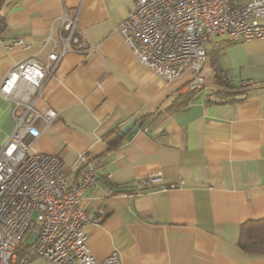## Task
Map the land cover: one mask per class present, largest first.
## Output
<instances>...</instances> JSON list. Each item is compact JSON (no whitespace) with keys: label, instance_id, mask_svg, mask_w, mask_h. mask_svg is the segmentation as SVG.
Wrapping results in <instances>:
<instances>
[{"label":"crops","instance_id":"obj_1","mask_svg":"<svg viewBox=\"0 0 264 264\" xmlns=\"http://www.w3.org/2000/svg\"><path fill=\"white\" fill-rule=\"evenodd\" d=\"M133 5L5 0L0 80L15 61L39 51L50 28L56 36L63 10L77 13L81 37L97 46L66 52L48 78L38 103L56 116L47 126L38 121L32 150L57 154L69 182L81 175V156L97 160L98 183L80 200L97 218L85 226L97 259L117 250L121 264H264V253L238 245L241 225L264 217V38L230 44L215 37L218 43L207 44L203 88L185 108L157 115L187 90L188 76L168 81L137 61L114 31ZM13 39L30 48L7 49ZM48 48L38 52L39 61ZM219 70L228 96L217 95ZM132 119L141 126L109 149L105 136ZM12 128L11 104L0 96V146ZM147 174H159L161 182L123 194Z\"/></svg>","mask_w":264,"mask_h":264},{"label":"built area","instance_id":"obj_2","mask_svg":"<svg viewBox=\"0 0 264 264\" xmlns=\"http://www.w3.org/2000/svg\"><path fill=\"white\" fill-rule=\"evenodd\" d=\"M76 17L63 10L56 36L50 28L39 42V51L49 45L44 60L37 59V50L15 61L0 80V96L11 104L13 118L0 146V264H121L117 250L97 259L86 243L85 226L97 218L80 200L86 188L98 183L97 160L81 156V175L69 182L57 154L31 146L41 132L38 121L47 126L56 116L38 101L62 56L97 48L81 37ZM114 31L141 65L168 81L187 75L186 89L197 92L204 86L207 44L264 38V0H134ZM15 46L30 48L21 39L5 47ZM160 182L159 174H147L123 194H140Z\"/></svg>","mask_w":264,"mask_h":264},{"label":"trees","instance_id":"obj_3","mask_svg":"<svg viewBox=\"0 0 264 264\" xmlns=\"http://www.w3.org/2000/svg\"><path fill=\"white\" fill-rule=\"evenodd\" d=\"M4 3L5 0H0V9ZM3 22V16L0 14V29L3 26ZM219 72L215 74V81L219 85L217 95L221 97L228 96L232 91L228 88L225 74L221 70ZM193 100L194 92L186 90L183 93L177 94L174 101L167 108L158 112L157 115L162 112H175L183 109ZM105 140L108 148H113L119 143L117 132L114 131L105 136ZM238 245L241 249L249 252L264 253V217L256 220H248L241 225ZM21 252L26 253L27 251L22 250Z\"/></svg>","mask_w":264,"mask_h":264},{"label":"water","instance_id":"obj_4","mask_svg":"<svg viewBox=\"0 0 264 264\" xmlns=\"http://www.w3.org/2000/svg\"><path fill=\"white\" fill-rule=\"evenodd\" d=\"M140 126V120L132 119L124 127L118 130L117 134L120 138L125 137L126 139H128Z\"/></svg>","mask_w":264,"mask_h":264},{"label":"rangeland","instance_id":"obj_5","mask_svg":"<svg viewBox=\"0 0 264 264\" xmlns=\"http://www.w3.org/2000/svg\"><path fill=\"white\" fill-rule=\"evenodd\" d=\"M33 238H34V235H30V238H29L30 241L29 242H31L33 240ZM37 264H51V263H44L43 261L38 260Z\"/></svg>","mask_w":264,"mask_h":264}]
</instances>
